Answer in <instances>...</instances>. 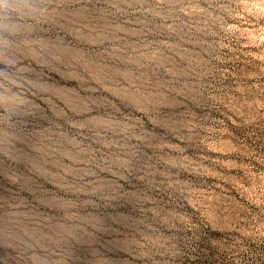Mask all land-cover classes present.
<instances>
[{
	"label": "rangeland",
	"instance_id": "374dc122",
	"mask_svg": "<svg viewBox=\"0 0 264 264\" xmlns=\"http://www.w3.org/2000/svg\"><path fill=\"white\" fill-rule=\"evenodd\" d=\"M0 264H264V0H0Z\"/></svg>",
	"mask_w": 264,
	"mask_h": 264
}]
</instances>
